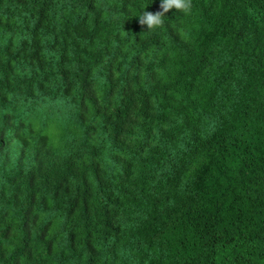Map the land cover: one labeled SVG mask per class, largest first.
Returning a JSON list of instances; mask_svg holds the SVG:
<instances>
[{
  "label": "trees",
  "instance_id": "1",
  "mask_svg": "<svg viewBox=\"0 0 264 264\" xmlns=\"http://www.w3.org/2000/svg\"><path fill=\"white\" fill-rule=\"evenodd\" d=\"M0 0V264H264V0Z\"/></svg>",
  "mask_w": 264,
  "mask_h": 264
},
{
  "label": "clouds",
  "instance_id": "2",
  "mask_svg": "<svg viewBox=\"0 0 264 264\" xmlns=\"http://www.w3.org/2000/svg\"><path fill=\"white\" fill-rule=\"evenodd\" d=\"M192 8V0H161L160 10L153 13L144 11L139 16V24L146 25L149 31H154L164 24L163 17L172 9L189 14Z\"/></svg>",
  "mask_w": 264,
  "mask_h": 264
}]
</instances>
